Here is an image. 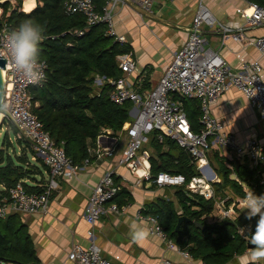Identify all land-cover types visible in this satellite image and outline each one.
<instances>
[{"label": "built area", "instance_id": "obj_1", "mask_svg": "<svg viewBox=\"0 0 264 264\" xmlns=\"http://www.w3.org/2000/svg\"><path fill=\"white\" fill-rule=\"evenodd\" d=\"M130 1L146 11H151L152 0ZM118 2L124 0H105L102 7L98 8L94 0H62V9L66 14L74 12L84 14L87 26L103 22L105 34L113 36L118 41H124V36L117 33L113 20V9ZM1 13L0 6V15ZM239 18L240 21L236 23L221 21L215 17L205 0H198L184 43L173 50L172 57L166 63L161 76L148 90L140 91L133 85L130 77L136 70L137 63L131 51L116 56L121 69L120 74L112 77L97 75L94 78L95 86H100L103 82L110 84L109 98L112 101L122 103L130 100L133 103L131 107L134 112L133 119L128 125L122 126L125 145L120 151L117 163L126 165L138 180L146 178L157 185L184 186L190 192L198 193L207 199H215L219 216L225 219L235 215V206L242 204L243 199L227 202L228 195L217 196L212 182L220 181V177L209 163L207 153L211 148L218 149L220 153L225 150L230 151L234 157L246 162L255 170L260 194H264V137L261 139L249 135L237 139L225 128L221 119L212 115L209 108L210 103L224 91L236 87L248 97L251 105L258 109L264 120V79L260 60L244 59L240 61L238 67L233 68L217 50L204 44L202 36L203 27L207 25L218 33L221 44H224L228 38L238 41L245 39L264 55V36L248 37L245 34L247 29L264 23V5L247 0V4L240 8ZM82 31V29L76 30L77 33ZM10 32L11 29L4 22L0 26V53H6V40ZM3 56L6 59L3 68V105L17 124L14 138H29L34 148L41 152L47 170L39 191H28L21 180L10 186L8 200L0 205V216L10 211L24 213L44 211L48 208L50 198L58 187L59 178L76 175L80 164L74 163L66 154L63 141L56 143L49 131L44 128L43 122L32 110L36 101H33L29 92L31 84L11 67V58L7 55ZM39 62L46 78V61L39 59ZM172 93L197 100L200 122L198 131L191 127L182 100L172 96ZM153 129H158L159 139L168 136L190 152L196 173L189 177L168 170H160L155 175L151 173L150 150L144 145ZM95 152L96 156L112 155L114 148L110 145L98 144ZM87 160L85 159L84 162ZM226 164L231 165L227 161ZM113 174L112 168L105 169L88 195L84 214L89 224L87 235L90 241L86 246L76 241L72 242L66 258L73 264H113L102 256L101 249L94 240V225L100 215L116 213L120 208L113 200L119 188ZM234 178L241 183L244 190L252 189L235 175ZM138 217L146 221L150 234L159 238L168 248L176 249L186 255V251L168 236L154 214H144L139 210ZM250 226V223L240 225L238 231L247 237L246 232ZM162 261L165 264L170 262L166 258ZM0 264L18 263L0 260ZM26 264L62 263L37 260Z\"/></svg>", "mask_w": 264, "mask_h": 264}, {"label": "trees", "instance_id": "obj_2", "mask_svg": "<svg viewBox=\"0 0 264 264\" xmlns=\"http://www.w3.org/2000/svg\"><path fill=\"white\" fill-rule=\"evenodd\" d=\"M15 1L1 2L3 10L0 26L6 22L12 31L24 20L30 19L42 28L39 59L46 61V78L40 84L29 85L32 99L37 102L32 110L55 142L63 141L65 152L74 163L90 160L93 157L92 145L103 129L110 128L115 134L133 119L129 114L132 101H112L109 98V83L103 82L93 92L95 76L112 77L121 73L116 56L130 51V44L105 34L103 22L87 26L81 12L66 14L62 9V0H37L36 5L28 11L21 9L22 0ZM94 1L101 8L105 0ZM248 1L264 5V0ZM81 29L82 33L76 32ZM174 97L182 100L191 127L198 131L197 100L180 97L178 93ZM4 124L16 131L14 124L6 117L2 118L0 128ZM157 133L158 129H153L144 145L152 147L149 157L151 173L155 175L160 170H168L183 173L186 177L196 173L190 152L168 136L160 140ZM8 137L6 135L5 140L10 144ZM16 140L20 144L26 141L25 138ZM25 146L18 151H8L3 146L0 148V205L8 200V188L19 180L28 191L41 189L44 162L40 157H37L36 162L31 161L29 154H34L35 150L27 142ZM207 154L210 165L220 177V181L212 182L217 196H225L227 189L237 195H245L241 183L231 176L232 173L251 186L256 194H260L255 170L246 162H240L238 168L233 163L230 167L224 163L217 149L211 148ZM37 175L40 177L37 178ZM114 181L118 183L116 176ZM173 187L176 203L169 197L159 196L145 208H140V212L154 214L169 237L205 264H225L246 249L257 218L248 219L247 211L237 208V214L229 220H209L207 215L213 211L215 199L190 192L184 186ZM118 191L115 195L120 194L119 198L116 197L119 203L130 198L124 187ZM230 201L229 198L227 202ZM180 214L188 216L189 220L182 221L176 228ZM194 220L200 225H196ZM247 223L251 226L246 237L238 231V226ZM0 260L18 264L38 260L24 224L16 223L12 213L0 219Z\"/></svg>", "mask_w": 264, "mask_h": 264}, {"label": "crops", "instance_id": "obj_3", "mask_svg": "<svg viewBox=\"0 0 264 264\" xmlns=\"http://www.w3.org/2000/svg\"><path fill=\"white\" fill-rule=\"evenodd\" d=\"M23 2L24 0H22L21 9L27 4L30 10L36 5L37 0H26L24 7ZM205 2L208 3L209 8H215V12L212 10L215 17L226 23L239 22L240 8L247 4V0H205ZM117 4L120 5L114 20L115 29L118 34L124 36V41L130 44V51L137 63L136 70L130 78L137 90H148L154 85L158 75L162 74L166 63L172 57L173 50L184 43L198 0H152V4L158 7L153 11L141 10L140 6L131 5L125 0ZM0 6L3 10L1 3ZM23 10L28 11L25 8ZM245 34L248 37L264 36V23L247 29ZM202 36L204 44L217 50L233 68L238 67L241 60L259 59L263 67L262 77L264 79V55L260 54L253 44L246 42L245 39L238 41L231 38L221 44L218 33L213 27L207 25L203 27ZM210 112L221 119L225 128L238 139L249 135L261 139L264 137V120L258 109L252 106L248 97L236 87L227 89L215 101H212ZM129 114L133 117L132 108L129 109ZM2 127L7 128V125L4 124ZM122 132L124 133L123 130H119L112 134L110 128H105L97 135L91 148L93 157L80 163L76 175L59 178L58 187L54 190L46 210L32 213L10 211L0 216V219H5L8 214L12 213L16 223L24 224L38 260L73 264L66 258L72 242L76 241L86 246L90 241L87 235L89 224L84 214L88 195L102 172L107 168H112L113 175L118 181V189L120 190L121 187L127 189L130 198L119 203L120 194L117 193L113 198L120 207L119 211L102 213L94 225V240L99 245L102 256L114 264H165L162 261L163 258L169 259L168 264H205L201 259L193 257L186 248H182L186 251L185 255L176 249L168 248L152 234L140 244L131 241L129 225L138 222L146 226V221L138 217L140 208H145L148 203L159 196L169 197L175 203L176 198L174 185H157L151 179L146 178L138 180L126 165L117 163L120 151L125 145ZM26 142L35 150L34 154H29L31 161L36 162L37 157L42 159L41 152L34 148L31 141L24 140L21 144L17 142L18 149L26 148ZM98 144L112 146L114 153L96 156L95 149ZM148 148L151 153L152 147ZM219 154L224 158L225 164L226 161L231 164L228 165L230 167L232 163L235 164V159H238L227 150L221 153L219 151ZM238 161L243 162L240 159ZM214 163L216 164L215 161ZM44 167L45 177L47 170L45 164ZM232 175L234 177V173ZM38 177L40 176L37 175ZM227 190L229 197L232 193L234 194L235 201L244 198V196L235 194L231 189ZM236 206L235 210L241 208L242 204H236ZM176 207L180 211L179 206ZM217 215H219L218 211ZM214 216L216 215L212 211L207 215V219H222L220 216L217 218ZM251 250L252 247L247 245L241 254L233 256L225 264L250 262Z\"/></svg>", "mask_w": 264, "mask_h": 264}, {"label": "clouds", "instance_id": "obj_4", "mask_svg": "<svg viewBox=\"0 0 264 264\" xmlns=\"http://www.w3.org/2000/svg\"><path fill=\"white\" fill-rule=\"evenodd\" d=\"M41 40L40 25L30 19L24 20L8 34L6 53H0V55L9 56L11 67L32 85L40 84L45 80L39 62ZM242 207L247 210L248 219L257 218L255 230L250 239L252 245L250 264H262L264 262V194L258 195L250 188L245 192ZM129 235L133 243L140 244L149 237L150 229L142 223L134 222L129 225Z\"/></svg>", "mask_w": 264, "mask_h": 264}, {"label": "rangeland", "instance_id": "obj_5", "mask_svg": "<svg viewBox=\"0 0 264 264\" xmlns=\"http://www.w3.org/2000/svg\"><path fill=\"white\" fill-rule=\"evenodd\" d=\"M11 3H16V1L15 0H9ZM25 1L26 0H24V2H23V7H24V3H25ZM208 4V3H207ZM119 5L120 4H117L115 7H114V9H113V20H115V18H116V11H117V9L119 8ZM209 6V5H208ZM26 7V6H25ZM28 8V7H27ZM27 8H25V9H27ZM151 8V11H153V10H157V6L155 5V4H152V6L150 7ZM29 9V8H28ZM27 9V10H28ZM210 9H211V7H210ZM213 10V12H215V8H212L211 9V11ZM161 76V74H159L158 75V77H157V79L155 80V82L158 80V78ZM98 90V86H95L94 85V91L93 92H96ZM209 108H210V105H209ZM3 126V125H2ZM15 126V125H14ZM16 127V126H15ZM123 133V132H122ZM124 134V133H123ZM6 135H8L9 137H8V139L10 140V144H8L7 143V141L5 140L6 139ZM14 135H15V132H14V129L12 128V127H7V128H4V127H2V128H0V148L3 146L5 149H8V151H12L13 149L14 150H17L18 151V146H17V140L14 138ZM236 136V135H235ZM237 138V137H236ZM238 139V138H237ZM124 140H125V136H124ZM5 141V144H3V142ZM8 144V145H7ZM263 169H264V167H263ZM27 181V180H26ZM28 182V181H27ZM29 183V182H28ZM226 195H228L227 194V192H226ZM225 195V196H226ZM234 194L232 193L231 195H230V199L231 200H233V199H235L234 198V196H233ZM229 196V195H228ZM237 206H235V208H236ZM241 208H238L240 211H242V210H244V208L242 207V206H240ZM217 205H216V203H215V205H214V209H213V213H214V215H216V216H214V218H217L219 215H217ZM236 211H237V209H236ZM244 211H246V209L244 210ZM114 264V263H113Z\"/></svg>", "mask_w": 264, "mask_h": 264}, {"label": "water", "instance_id": "obj_6", "mask_svg": "<svg viewBox=\"0 0 264 264\" xmlns=\"http://www.w3.org/2000/svg\"><path fill=\"white\" fill-rule=\"evenodd\" d=\"M2 1H5V0H0V2H2ZM125 1L127 3H129V4H131V5H134L130 0H125ZM139 8L141 10H144L141 7H139ZM5 62H6L5 57L3 55H0V70H3V68L5 66ZM3 91H4V77H3V72L0 71V123H1V120H2V116H4V117L8 118L17 127V124H16L14 118L11 116L9 111L3 105ZM1 113H2V115H1ZM25 139L28 140V141H31L29 138H25ZM238 166H239V161H238V159H235V167L238 168ZM188 220H189L188 216H186L184 214H180L178 216V219H177L176 228H178L179 224L182 221H188ZM226 220H229V219H226ZM194 223L196 225H200V223L195 221V220H194ZM248 247H252V245L249 243Z\"/></svg>", "mask_w": 264, "mask_h": 264}, {"label": "bare ground", "instance_id": "obj_7", "mask_svg": "<svg viewBox=\"0 0 264 264\" xmlns=\"http://www.w3.org/2000/svg\"><path fill=\"white\" fill-rule=\"evenodd\" d=\"M29 3H30V2H29ZM30 4H31V3H30ZM27 7H28V6H27V4H26V7H24V8H27ZM24 8H23V9H24ZM28 8H29V7H28ZM28 8H27V9H28ZM27 9H26V10H27ZM2 72H3V70H2Z\"/></svg>", "mask_w": 264, "mask_h": 264}]
</instances>
